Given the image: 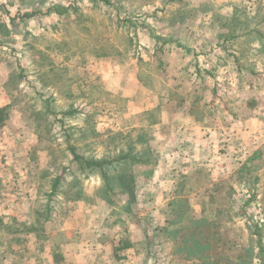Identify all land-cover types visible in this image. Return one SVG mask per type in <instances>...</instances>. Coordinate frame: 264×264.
Here are the masks:
<instances>
[{"label":"rangeland","instance_id":"rangeland-1","mask_svg":"<svg viewBox=\"0 0 264 264\" xmlns=\"http://www.w3.org/2000/svg\"><path fill=\"white\" fill-rule=\"evenodd\" d=\"M263 67L264 0H0V264H260L264 181L247 177L235 187L236 215L224 207L216 222L195 228L210 244L207 255L170 258L161 224L188 201L169 211L162 202L169 148L157 154L155 185L153 165L142 163L84 174L68 144L87 158L128 145L148 158L144 125L156 123L158 110L139 108L155 106L161 93L153 73L177 105L185 93L197 110V94L212 91V72H220L224 97L230 70L241 77ZM102 72L121 77L108 87ZM169 131L161 128L164 144L175 139ZM195 173L184 180L189 191L200 182ZM227 189V181L211 186L209 199L226 205ZM86 216L88 227L78 228ZM71 219L72 232L55 234Z\"/></svg>","mask_w":264,"mask_h":264},{"label":"crops","instance_id":"crops-1","mask_svg":"<svg viewBox=\"0 0 264 264\" xmlns=\"http://www.w3.org/2000/svg\"><path fill=\"white\" fill-rule=\"evenodd\" d=\"M228 50L236 52V45L229 46ZM233 58V63L237 64L235 56ZM248 61L250 62L249 59ZM243 66L245 64H238L236 67L245 70ZM229 72L226 79L228 89L224 97L216 87L218 85L216 79H220L218 77L220 72L210 74L213 79L212 91L208 89V92L204 90L197 94V110H193L192 105L188 104L190 95L185 93H179L178 101L182 105H177L171 96L165 94L170 90L165 78L153 73L152 77L155 80L159 83L163 81V88L158 94L151 90L155 93L152 98L155 106L149 104L139 108L141 111L153 107L158 110L156 123L144 125L143 130V142L148 143V150L150 149L152 154L148 152V163L145 165H153L152 181L155 185L159 180L156 174L159 170L157 165L161 164L156 160L157 154L160 148H169L167 155L163 157V162L167 165L165 177H161L169 182V187H166L168 190H164L162 199L166 210L167 208L171 210L183 200L188 201V205L180 209L179 216L166 217L164 224H161L167 236L165 248L170 258L178 254L192 255L193 252L199 251L200 255H207L210 244L204 241L195 242L199 238L195 228L207 227L208 224L216 222L224 207L226 213L236 215L233 211L236 207L235 187L237 184L238 187L242 186L243 180L247 177H252L258 182L264 181V67L260 69V73L244 71L241 77L236 71ZM117 76L121 77L120 72H102V78L107 77L106 80H110L108 87L114 86ZM134 82V87L142 86L138 80ZM115 87L121 88L119 84ZM132 95L134 94H131L128 100H136ZM210 120L212 124H209ZM159 127L170 130L169 135H172V139L175 138L172 140L173 144L161 142L163 135L161 128L156 130ZM175 150H178V153H175ZM192 172H196L200 182L195 190L189 191L184 180ZM223 181L228 182V189L222 193L227 199L226 205L222 206L221 203L209 199V192L211 186L214 187ZM199 196L201 198L198 201ZM88 220L86 216L84 224H80L78 228L88 227ZM71 223L72 219L66 229L55 234L62 232L66 234V230L72 232ZM186 230L189 231L188 234ZM193 231H196V235H193ZM169 236H175V239Z\"/></svg>","mask_w":264,"mask_h":264},{"label":"trees","instance_id":"trees-1","mask_svg":"<svg viewBox=\"0 0 264 264\" xmlns=\"http://www.w3.org/2000/svg\"><path fill=\"white\" fill-rule=\"evenodd\" d=\"M71 113V112H70ZM6 119V110L3 107H0V126L3 124V122ZM68 150L70 153V161H75L78 163V166L80 168V170L84 173V174H88L92 171H98L100 173V175L102 177H104L105 175V166H110L112 164H122V163H142V164H146L148 163V158H143L142 152H137L136 148H134L133 146L131 147V145H128L127 149H125L124 151H120L118 154L113 155L112 157H108V156H102L100 158H95V157H90L87 158L85 156H83L82 154H80L76 148L73 145L68 144ZM126 176H128L129 178H125ZM123 178L122 180V185L125 188L128 189H132V177H130V175L124 173L121 174V176ZM61 179V174L54 180L53 184H52V192L55 190V188L57 187V185L59 184ZM126 179V180H124ZM242 213H240L239 215H241ZM192 233V232H191ZM196 235L195 231L193 232V235ZM196 243L201 242V240L199 238L196 239L195 241ZM198 245V244H196ZM262 252L261 254L258 256V258H260V264H264V251L263 249H260Z\"/></svg>","mask_w":264,"mask_h":264},{"label":"built area","instance_id":"built-area-1","mask_svg":"<svg viewBox=\"0 0 264 264\" xmlns=\"http://www.w3.org/2000/svg\"><path fill=\"white\" fill-rule=\"evenodd\" d=\"M257 225H258V227H263V225H264V218L258 217L257 218Z\"/></svg>","mask_w":264,"mask_h":264}]
</instances>
